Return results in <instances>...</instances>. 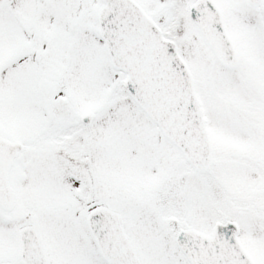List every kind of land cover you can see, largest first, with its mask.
<instances>
[{
    "label": "snow or ice",
    "instance_id": "obj_1",
    "mask_svg": "<svg viewBox=\"0 0 264 264\" xmlns=\"http://www.w3.org/2000/svg\"><path fill=\"white\" fill-rule=\"evenodd\" d=\"M0 264H264V0H0Z\"/></svg>",
    "mask_w": 264,
    "mask_h": 264
}]
</instances>
